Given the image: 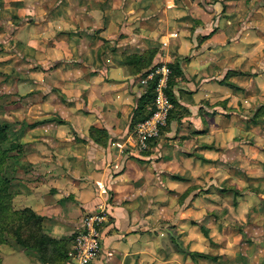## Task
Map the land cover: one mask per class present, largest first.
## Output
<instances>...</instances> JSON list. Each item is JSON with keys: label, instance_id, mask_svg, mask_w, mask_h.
<instances>
[{"label": "crops", "instance_id": "0c3cea01", "mask_svg": "<svg viewBox=\"0 0 264 264\" xmlns=\"http://www.w3.org/2000/svg\"><path fill=\"white\" fill-rule=\"evenodd\" d=\"M239 2L215 0L205 6L209 10L201 9L198 3L186 6L191 18L201 24L192 38L191 33L149 29V22L154 24L168 12L178 17L188 14L171 10L174 0L51 3L46 23L40 24L45 33H39L37 41L46 50L43 67L48 69L51 88L49 114L38 117L50 119L39 121L27 134L24 130L10 134V140L16 138L13 143L23 147L21 161L35 169L33 181L19 177L15 182V201L43 217L46 234L67 239L80 230L87 214L101 207L106 219L95 264H191L192 255L167 247L163 227L154 228V232L149 227V191L153 190L149 180H160L161 176L158 168L149 164V151L142 156L136 150L133 130L137 123L131 126V119L142 95L137 78H146L152 71L133 76L122 57L141 55L150 48L157 50L153 66H166L161 62L179 57L183 78L172 91L187 115L185 120L170 123L167 136L176 135L177 130L181 134L178 139L186 136L189 124L191 133L200 137L221 116L217 102L231 96L219 73H225V66L235 68L232 55L228 56L234 33L226 26L235 19L234 4ZM159 4L164 6L160 19L151 14ZM242 36L237 34L240 40ZM244 49L241 57L249 56V50ZM170 50H175L174 56ZM221 94L225 99L219 97ZM232 103L229 99L226 106ZM92 128L106 133L105 146L90 137ZM188 141L192 140L184 142ZM208 256L209 261L214 260ZM19 257L22 264H41L33 257ZM195 257L197 261L201 258Z\"/></svg>", "mask_w": 264, "mask_h": 264}, {"label": "rangeland", "instance_id": "374dc122", "mask_svg": "<svg viewBox=\"0 0 264 264\" xmlns=\"http://www.w3.org/2000/svg\"><path fill=\"white\" fill-rule=\"evenodd\" d=\"M55 1L0 0V121L11 135L23 130L27 134L39 121L50 119L38 117L49 114L51 88L48 69L43 67L46 50L37 41L41 39L39 33H45L40 24L46 23ZM213 1L174 0L175 7L170 9L188 14L180 13L178 17L168 12L154 24L149 22V29L191 33L192 38L201 24L191 18L186 6L198 3L203 9ZM163 8L159 4L151 14L160 19ZM234 18L226 28L234 33L228 56L232 55L235 68L225 66V73H219L231 96H219L225 100L217 102L221 116L212 128L198 137L191 133L188 124L186 136L180 139L179 130L176 135L167 136L160 129L146 149L140 150L136 145L139 155L149 151V164L155 165L161 176L160 180H149V187H153L149 191V227H163L162 239L173 250L196 251L214 259L194 255L191 264H264V0H240L234 4ZM237 34H243L242 40ZM244 48L249 50V56L241 57V52H246ZM170 54L174 56L175 50H170ZM155 65L158 66L153 73L137 78L140 94L149 79L160 75L156 71L162 66ZM229 99L233 103L227 107ZM187 138L192 141L184 142ZM13 140L16 138L9 139L4 147L7 149ZM23 153V147L10 151L1 174L11 179L14 209L24 208L21 201H15V182L19 177L29 181L35 177L33 166L20 159ZM171 174L179 178L173 179ZM181 197L185 198L179 202ZM21 254L35 258L11 239L0 245L2 264H22ZM187 260L191 258L187 256Z\"/></svg>", "mask_w": 264, "mask_h": 264}, {"label": "trees", "instance_id": "16d2710c", "mask_svg": "<svg viewBox=\"0 0 264 264\" xmlns=\"http://www.w3.org/2000/svg\"><path fill=\"white\" fill-rule=\"evenodd\" d=\"M156 53V49L150 48L141 55H124L122 60L131 75L136 76L146 71V73H143L145 75L148 72L154 71L158 66H153ZM179 60V57H175L172 62L166 64L170 73L167 79L165 94L172 104V109L167 116V123L164 127H161V131H168L170 123L173 120H180L186 112L181 108L172 91L178 81L183 78L182 71L179 67ZM159 78V75H155L152 79L147 81L145 90L138 100L137 107L133 111L131 126L147 119L154 112L155 88ZM9 134V128L0 121V245L7 244L8 239H11L21 247L25 253L34 254L35 259L41 264H67L72 261L70 251L73 246L75 235L67 239L53 238L45 233L42 225V216L35 213V211L29 207L21 209L13 208L12 200L14 193L11 189V179L3 177L1 174L6 160L10 157H8V153L15 149L20 150L22 146L17 143H12L6 149L4 145L10 139ZM89 135L95 143L105 146L107 135L104 131L92 128L89 130ZM184 198L185 197H181L179 202H182ZM203 234L208 238L206 231H204ZM184 252L180 250V253ZM184 254H191L192 256L198 255L203 259H210L208 255L201 253L186 252ZM0 264H2L1 261ZM88 264L95 263L91 262Z\"/></svg>", "mask_w": 264, "mask_h": 264}, {"label": "built area", "instance_id": "2783aa9c", "mask_svg": "<svg viewBox=\"0 0 264 264\" xmlns=\"http://www.w3.org/2000/svg\"><path fill=\"white\" fill-rule=\"evenodd\" d=\"M156 73L160 74V78L155 88V110L150 117L138 122L133 130L136 145L140 150L146 149L148 142L158 136L161 127L166 124L167 116L172 109V104L164 94L170 71L166 66H162L157 69ZM101 192H105L104 188H101ZM105 219L106 213L101 207H98V209H95L82 219L81 228L75 234L70 253L74 261L72 264H88L97 257L100 251V230Z\"/></svg>", "mask_w": 264, "mask_h": 264}]
</instances>
